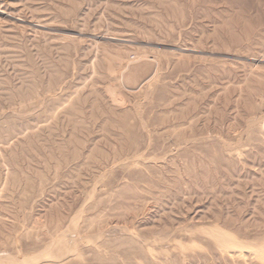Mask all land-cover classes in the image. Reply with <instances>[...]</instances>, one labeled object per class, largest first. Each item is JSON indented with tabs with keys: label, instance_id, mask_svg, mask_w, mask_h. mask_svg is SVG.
Returning <instances> with one entry per match:
<instances>
[{
	"label": "rangeland",
	"instance_id": "1",
	"mask_svg": "<svg viewBox=\"0 0 264 264\" xmlns=\"http://www.w3.org/2000/svg\"><path fill=\"white\" fill-rule=\"evenodd\" d=\"M0 264H264V0H0Z\"/></svg>",
	"mask_w": 264,
	"mask_h": 264
}]
</instances>
